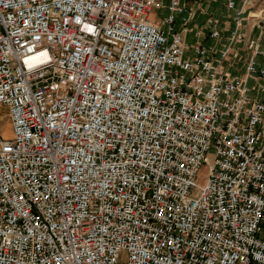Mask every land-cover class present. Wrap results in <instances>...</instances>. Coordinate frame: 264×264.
<instances>
[{
	"label": "built area",
	"instance_id": "obj_1",
	"mask_svg": "<svg viewBox=\"0 0 264 264\" xmlns=\"http://www.w3.org/2000/svg\"><path fill=\"white\" fill-rule=\"evenodd\" d=\"M162 8L0 0V264H264V99Z\"/></svg>",
	"mask_w": 264,
	"mask_h": 264
},
{
	"label": "crops",
	"instance_id": "obj_2",
	"mask_svg": "<svg viewBox=\"0 0 264 264\" xmlns=\"http://www.w3.org/2000/svg\"><path fill=\"white\" fill-rule=\"evenodd\" d=\"M229 1L187 0L194 10V17L187 25L191 31L185 34L186 44L188 45L189 35L194 34L196 41L192 45L201 44L211 49L209 56L215 64L223 66L232 75L245 78L252 89L251 96L264 99V94L259 92V87L264 85V76L259 78V75L256 74L247 77L246 74L247 66L253 58V51L249 47L252 40L257 42L260 52L255 59L258 68H264V21L255 16L264 7V0H233L235 2L234 9L228 7ZM161 2L163 8L159 11L166 12L167 17L171 0H161ZM210 19L215 21L216 25L210 24ZM182 28L181 24V28L178 30L180 31ZM198 31L201 32L199 37L196 35ZM213 31L220 33L218 38L211 37ZM235 31L240 32L243 37L239 41L231 43L232 34ZM228 48V56L224 59L221 57V52Z\"/></svg>",
	"mask_w": 264,
	"mask_h": 264
},
{
	"label": "rangeland",
	"instance_id": "obj_3",
	"mask_svg": "<svg viewBox=\"0 0 264 264\" xmlns=\"http://www.w3.org/2000/svg\"><path fill=\"white\" fill-rule=\"evenodd\" d=\"M167 13L163 11H154L151 19L153 21L163 19L166 17ZM181 20L177 19L176 24H175V29L178 30L181 28ZM196 41L194 34H190L187 40L188 45L194 44ZM0 138L4 140H9L12 139L14 136V130H13V123L9 114V110L4 107L3 105H0ZM214 154V151L212 150L210 152V156L213 157L212 155ZM207 173L208 169L204 167L201 172H200V177L198 180L199 185L203 186L206 183V178H207Z\"/></svg>",
	"mask_w": 264,
	"mask_h": 264
}]
</instances>
